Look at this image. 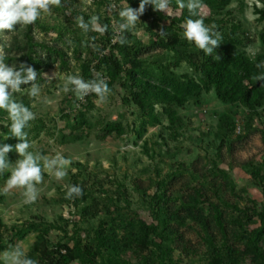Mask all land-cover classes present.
<instances>
[{"label":"rangeland","instance_id":"obj_1","mask_svg":"<svg viewBox=\"0 0 264 264\" xmlns=\"http://www.w3.org/2000/svg\"><path fill=\"white\" fill-rule=\"evenodd\" d=\"M139 3L118 0L108 11L107 0H60L34 24L0 32L4 62L38 72L37 97L28 94L33 82L13 93L35 115L24 129L28 150L70 160L61 180L42 166L37 198L25 203L23 187L6 186L20 158L14 150L8 153L10 166L0 173V264L13 247L37 264H226L213 250L224 251L225 245L234 264H264L249 241V232L260 225L257 212L264 209V181L253 179L257 169L264 177V104L251 111L221 103L213 88L198 97L192 89L181 105L158 102L140 111L130 98L138 90L125 70L173 94L188 81L203 85L205 76L195 67L217 59L183 37L191 14L178 0H170L167 12L146 5L134 27L118 32L119 12ZM257 10H264V0H230L217 13L200 0L192 18L203 19L221 37L213 55L230 38L254 60L263 54L264 20ZM93 16L105 31L78 27V18L88 22ZM111 56L120 72L109 64ZM68 75L104 78L106 100L97 103L90 94L80 103L73 92H64ZM10 124L0 110V143L14 146L20 141L11 137ZM73 184L83 195L66 199ZM162 192L165 200L157 210ZM260 248L264 257V235Z\"/></svg>","mask_w":264,"mask_h":264},{"label":"clouds","instance_id":"obj_2","mask_svg":"<svg viewBox=\"0 0 264 264\" xmlns=\"http://www.w3.org/2000/svg\"><path fill=\"white\" fill-rule=\"evenodd\" d=\"M179 7H187L190 12V17L186 19L183 27V37L200 49L207 56H212L213 59L220 57L213 55L215 49L221 43V37L218 33H214L210 28L205 26L203 19H193L197 15V9L200 7V0H178ZM60 0H0V32L9 30L15 31V26L34 24L37 19L50 11L51 5L59 4ZM146 5H152L155 10L168 11L170 0H140L139 7L134 9L130 6L122 9L119 12L121 18L118 23L117 31L123 33L135 26L139 20V16L145 11ZM99 18L93 16L88 22H85L83 17L78 18V27L84 32L89 30L105 31V27H100L98 24ZM162 36L166 35L165 30H161ZM121 43H124L122 36H117ZM258 69L264 68V61L257 63ZM38 72L25 63L8 64L4 62V58L0 56V110L7 112L8 118L11 121L10 132L11 137L18 138L20 141L14 146L7 143H0V173L8 169L10 162L8 153L15 151L19 154V159L16 160L15 166L11 168L10 175L6 180L7 188L23 187L25 189V203H32L37 198L36 184L43 179L41 175L42 166L53 171L56 179L61 180L67 176V167L70 160L64 156L57 154L54 157H45L39 154H34L29 151V141L27 133L24 129L28 126L29 121L35 119L34 113L23 103L17 102L13 98L14 92L21 90V85H27L29 82V95L37 97L40 94V86L35 83ZM258 81H264V71H261L257 76ZM73 92L75 96L83 100L90 94H95L97 103L106 100L110 89L106 80L102 77H97L92 80H84L78 75H68L64 83V92ZM43 161V165L41 164ZM83 195V189L76 184L67 186L66 199H73ZM5 264H37L35 260L25 255L19 247H13L4 256Z\"/></svg>","mask_w":264,"mask_h":264},{"label":"trees","instance_id":"obj_3","mask_svg":"<svg viewBox=\"0 0 264 264\" xmlns=\"http://www.w3.org/2000/svg\"><path fill=\"white\" fill-rule=\"evenodd\" d=\"M107 1L110 4L111 0ZM116 1L118 0H114V2ZM204 2L212 12L217 13L221 12L229 4L230 0H204ZM257 15L259 19L264 20V10H257ZM260 40L263 54L251 60L236 49L234 40L227 39L225 44L217 50V56L220 58L216 62H204L195 67L196 70L205 76L203 85L198 86L188 81L186 84L177 85L176 92L173 94L141 83L133 77L131 71L125 70V73L129 77L131 88L138 90V92L130 93L131 101L140 111L145 112L152 103L175 102L177 105H181L184 99L191 94L192 89H194L193 94L198 97L203 90L208 91L213 88L216 98L221 103H239L243 107L255 111L262 103L264 104V87L262 86V81L257 80V76L261 71H264V68L258 69L256 67L257 63L264 61V33L261 34ZM160 43L164 47L168 46V42L166 41L160 40ZM108 62L116 72L121 71L117 61L112 56L108 58ZM170 119L172 122V116ZM253 179L259 180V182L264 181V177L259 169L253 171ZM164 200L165 193L162 192L157 198V210H160V206ZM214 213L217 228L221 233H224L225 230L220 223L218 210L214 209ZM257 216L260 225L249 232V241L254 252L264 259L260 248V242L264 235V209L257 212ZM213 250L218 260H227L228 263L226 264H234V257L230 246L225 245L224 251L218 250L213 246ZM44 254L47 257H52L51 252L46 251Z\"/></svg>","mask_w":264,"mask_h":264},{"label":"built area","instance_id":"obj_4","mask_svg":"<svg viewBox=\"0 0 264 264\" xmlns=\"http://www.w3.org/2000/svg\"><path fill=\"white\" fill-rule=\"evenodd\" d=\"M113 8H114V0H111L110 4H109V6H108V11H111ZM88 96H89V95H88ZM88 96H87V97H88ZM87 97H85L83 100H80V99H79L80 103L84 102L85 99H86Z\"/></svg>","mask_w":264,"mask_h":264}]
</instances>
